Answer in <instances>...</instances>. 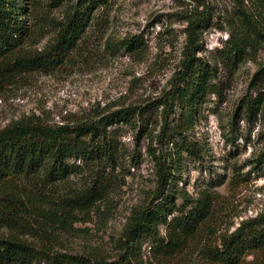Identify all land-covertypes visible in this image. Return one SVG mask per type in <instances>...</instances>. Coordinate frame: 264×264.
<instances>
[{
    "label": "rangeland",
    "instance_id": "obj_1",
    "mask_svg": "<svg viewBox=\"0 0 264 264\" xmlns=\"http://www.w3.org/2000/svg\"><path fill=\"white\" fill-rule=\"evenodd\" d=\"M79 2L16 0L18 8L25 6L22 18L30 28L25 48L43 53L51 47ZM199 11L210 19L200 29L196 58L208 69L211 88L191 109L178 101L165 109L184 59L189 20ZM136 39L141 49L132 52L127 43ZM235 44L245 50L237 63ZM260 70L264 0H107L93 11L72 51L40 71L0 80V130L26 118L75 126L135 111L131 125L108 129L117 147L114 190L90 216H80L72 231L54 229L57 249L117 256L132 213L155 196L159 162L171 174L167 194L175 197L178 209H189L207 189L217 195L218 236L264 216ZM88 177L73 176L59 191L80 188ZM160 236H166V226L160 227ZM149 242L148 237L142 246L145 260Z\"/></svg>",
    "mask_w": 264,
    "mask_h": 264
},
{
    "label": "trees",
    "instance_id": "obj_2",
    "mask_svg": "<svg viewBox=\"0 0 264 264\" xmlns=\"http://www.w3.org/2000/svg\"><path fill=\"white\" fill-rule=\"evenodd\" d=\"M106 3L80 0L53 45L43 53H32L25 48L30 33L22 18L25 6L18 8L16 0H0V80L53 65L78 46L93 11ZM242 17L252 25L247 13ZM209 19V14L199 11L189 20L184 59L174 88L163 102L165 109L175 101L191 109L211 88L208 69L198 66L196 58L200 29ZM141 45V40H131L127 48L136 52ZM244 53L235 44L234 62L241 61ZM182 81L185 84L180 87ZM134 113L129 108L99 122L56 127L26 118L0 130V264H264V216L218 236L217 195L207 189L189 209H178L175 197L167 194L171 174L161 162L155 196L132 213L117 256L57 249L54 229L72 231L80 216H90L114 190L117 147L108 129L121 123L131 125ZM78 174L89 175L80 188L59 191ZM161 226H166L164 238ZM148 237L150 252L145 260L142 246Z\"/></svg>",
    "mask_w": 264,
    "mask_h": 264
}]
</instances>
